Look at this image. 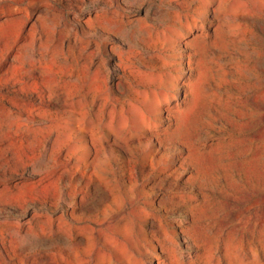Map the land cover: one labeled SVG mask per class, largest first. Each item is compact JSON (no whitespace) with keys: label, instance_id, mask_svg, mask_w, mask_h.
Returning <instances> with one entry per match:
<instances>
[{"label":"rangeland","instance_id":"rangeland-1","mask_svg":"<svg viewBox=\"0 0 264 264\" xmlns=\"http://www.w3.org/2000/svg\"><path fill=\"white\" fill-rule=\"evenodd\" d=\"M0 264H264V0H0Z\"/></svg>","mask_w":264,"mask_h":264}]
</instances>
